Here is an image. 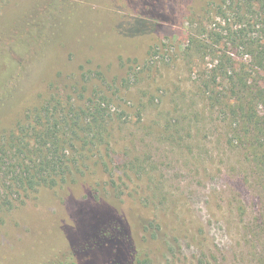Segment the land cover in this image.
Here are the masks:
<instances>
[{
	"label": "rangeland",
	"instance_id": "rangeland-1",
	"mask_svg": "<svg viewBox=\"0 0 264 264\" xmlns=\"http://www.w3.org/2000/svg\"><path fill=\"white\" fill-rule=\"evenodd\" d=\"M148 2L0 0V57L14 65L0 96V140L57 87L80 77L85 97L95 88L112 95L116 118L102 145L116 167L113 179L93 154L94 164L77 177L12 195L0 213V264L11 257L24 264L61 232L62 221L74 225L95 202L135 224L143 253L130 264H252L261 251L249 234L263 208L261 173L242 144H228L220 107L210 106L197 86L221 46L204 58L186 53L191 38L236 28L231 0ZM133 18L154 30L119 34V25ZM42 20L55 34L34 62L46 37ZM29 26L32 48L19 49ZM242 48L222 50L246 61ZM130 161L138 166L126 168Z\"/></svg>",
	"mask_w": 264,
	"mask_h": 264
},
{
	"label": "trees",
	"instance_id": "trees-1",
	"mask_svg": "<svg viewBox=\"0 0 264 264\" xmlns=\"http://www.w3.org/2000/svg\"><path fill=\"white\" fill-rule=\"evenodd\" d=\"M146 1L154 6L159 0ZM254 4L258 7L255 8ZM218 7L220 13L227 12L222 4ZM228 9L233 10L238 19L236 28L228 25L225 33L221 31L206 35L201 39L203 41L193 37L188 40L186 53L188 56L201 55L204 58L207 54L219 51L217 45L221 46L214 68L210 70L209 76L199 79L197 86L202 95H207L210 106L220 107L228 130V144H242L261 173L260 201L263 208L256 216L255 226L249 234L252 241L261 244L259 254L252 256V264H264V0H231ZM246 13H250L249 18L244 16ZM151 15L156 19L160 17L159 13ZM136 21L133 18L119 25L118 33L140 36L154 30L153 26L150 28L146 23L140 21L137 24ZM42 26L47 27L46 37L52 32L47 40L41 34L40 56L33 59L34 62L41 57V53L47 51L49 40L55 34L46 21L42 20ZM29 28L27 41L19 43V49L32 48L30 41L33 39L29 37ZM201 28L202 25H199L196 30ZM4 31L6 33V29L1 32ZM229 46L235 50L243 47L249 58L236 61L233 51L222 50ZM38 47L33 43V49ZM13 68V61L9 57H0V96L4 92L5 81L13 75ZM80 81L81 77L70 84L63 83V88L57 87L39 106L26 112L24 122L17 123L0 140L1 214L11 205L12 195L22 197L21 193L38 186L65 183L83 173L93 162L100 163L113 179L116 167L106 161L102 145L116 124L110 107L114 99L98 88L85 97L86 90ZM61 89L64 93H61ZM68 91L77 94L74 97ZM93 154L98 155L97 161L92 162ZM128 164L130 167L125 165L126 168L138 166L132 161ZM95 204L98 205V202L92 205L93 209L87 208L85 214L84 210L78 213L76 225L66 226L68 224L62 221L59 224L61 232L42 241L41 251L35 253V250L30 257L27 256L24 264H130L139 260L143 249L135 224L111 208L105 210L95 207ZM8 259L1 264H21L16 257ZM142 264H146V260Z\"/></svg>",
	"mask_w": 264,
	"mask_h": 264
}]
</instances>
